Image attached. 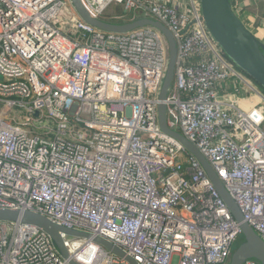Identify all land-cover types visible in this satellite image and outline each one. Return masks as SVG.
Here are the masks:
<instances>
[{
    "label": "built area",
    "instance_id": "built-area-1",
    "mask_svg": "<svg viewBox=\"0 0 264 264\" xmlns=\"http://www.w3.org/2000/svg\"><path fill=\"white\" fill-rule=\"evenodd\" d=\"M81 1L101 21L151 18L170 31L167 126L194 144L264 241V96L213 41L199 0ZM167 59L154 28L107 33L70 0H0V209L100 236L137 264H228L239 224L199 163L158 126ZM249 93L261 104L242 106ZM63 239L77 264H127ZM0 264L67 262L43 232L0 223Z\"/></svg>",
    "mask_w": 264,
    "mask_h": 264
},
{
    "label": "water",
    "instance_id": "water-1",
    "mask_svg": "<svg viewBox=\"0 0 264 264\" xmlns=\"http://www.w3.org/2000/svg\"><path fill=\"white\" fill-rule=\"evenodd\" d=\"M70 3L83 22L100 31L124 34L137 28L151 27L156 29L165 39L168 48V59L164 79L158 95L157 115L159 129L166 137L179 145L199 163L233 219L239 224L242 242L232 252L228 264H244L249 260H255L259 264H264V241L243 221V216L237 205L194 144L167 126L165 101L173 83L177 61L176 42L170 31L161 23L151 18H141L124 24L104 22L89 13L81 0H70ZM199 9L208 33L213 41L222 49L225 56L234 63L238 70L251 79L258 88L264 90V58L259 45L254 36L235 15L229 0H199ZM34 115L37 116L36 113ZM0 223L31 226L43 232L49 237L59 257L65 260L67 264L77 263L70 258L63 236L89 241L113 256L124 260L127 264H137L122 249L100 236L63 228L48 218L31 211L0 209Z\"/></svg>",
    "mask_w": 264,
    "mask_h": 264
},
{
    "label": "crops",
    "instance_id": "crops-1",
    "mask_svg": "<svg viewBox=\"0 0 264 264\" xmlns=\"http://www.w3.org/2000/svg\"><path fill=\"white\" fill-rule=\"evenodd\" d=\"M170 1L188 2V0ZM231 6L235 9V15L254 36L264 58V0H232ZM241 104L245 107L248 106L247 103Z\"/></svg>",
    "mask_w": 264,
    "mask_h": 264
},
{
    "label": "rangeland",
    "instance_id": "rangeland-1",
    "mask_svg": "<svg viewBox=\"0 0 264 264\" xmlns=\"http://www.w3.org/2000/svg\"><path fill=\"white\" fill-rule=\"evenodd\" d=\"M230 2H231V5H232V0H230ZM235 11V10H234ZM111 14H116V12H115V9H113V8H111V9H109V11L107 12V17L108 16H110ZM226 57V56H225ZM227 58V57H226ZM228 59V58H227ZM229 60V59H228ZM237 68V67H236ZM237 70H238V68H237ZM239 71V70H238ZM240 72V71H239ZM241 85L242 86H244V84L243 83H241ZM255 87L257 88V90L260 92V93H262V95L264 96V92L260 89V88H258L257 86H256V84H255ZM245 96H247V97H249L250 98V100L247 102V105L249 106V107H253V106H256V105H258V104H261V102H260V99L258 98V97H254L253 96V93H249V94H245ZM242 109H244V110H247V109H245V108H242ZM242 242V238L240 237L239 239H238V241H237V243L234 245V247L232 248V252H234L235 251V249L238 247V245L240 244Z\"/></svg>",
    "mask_w": 264,
    "mask_h": 264
},
{
    "label": "bare ground",
    "instance_id": "bare-ground-1",
    "mask_svg": "<svg viewBox=\"0 0 264 264\" xmlns=\"http://www.w3.org/2000/svg\"><path fill=\"white\" fill-rule=\"evenodd\" d=\"M163 203H166V202L163 201ZM143 204L149 206L151 209H153L155 211L156 203H143ZM147 212H149V209H146V213ZM164 212H166V211H164ZM168 214L172 215V212L169 211ZM185 225H187V224H185Z\"/></svg>",
    "mask_w": 264,
    "mask_h": 264
},
{
    "label": "trees",
    "instance_id": "trees-1",
    "mask_svg": "<svg viewBox=\"0 0 264 264\" xmlns=\"http://www.w3.org/2000/svg\"><path fill=\"white\" fill-rule=\"evenodd\" d=\"M262 90V89H261ZM264 92V90H262Z\"/></svg>",
    "mask_w": 264,
    "mask_h": 264
}]
</instances>
